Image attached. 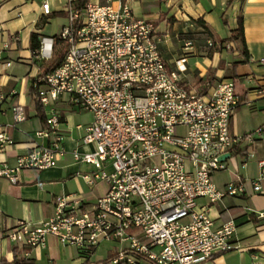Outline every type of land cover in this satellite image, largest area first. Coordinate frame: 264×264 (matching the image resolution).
I'll use <instances>...</instances> for the list:
<instances>
[{
    "label": "built area",
    "instance_id": "built-area-1",
    "mask_svg": "<svg viewBox=\"0 0 264 264\" xmlns=\"http://www.w3.org/2000/svg\"><path fill=\"white\" fill-rule=\"evenodd\" d=\"M130 1L88 2L79 8L78 0H67L68 24L59 35L65 58L33 85L47 115L45 129L35 137L53 141L34 146L16 168L0 164V178L12 184L25 170L57 167L66 156L58 108L66 99L93 116L82 141L94 151H75L73 158L95 166L97 171L83 178L90 185L105 182L107 192L91 209L82 197L58 196L52 217L38 224L20 221L5 236L28 249L45 248L50 237L87 253L104 242L126 245L109 264H212L239 247L233 243L235 222L216 229L210 208L245 196L248 187L264 195V160L258 162L256 179L238 178L223 191L213 175L240 156L246 167L264 126L232 134L231 119L240 105L236 81L207 79L200 88L190 83L186 64L195 42L184 41L181 58L169 64L157 26L137 18ZM42 11L51 14L48 0ZM54 47V38H43L37 55L50 62ZM205 47L234 49L211 39ZM259 63L264 65V59ZM258 94L264 97V89ZM5 100L0 92V106ZM13 118L15 124L24 122V108H13ZM0 145H13L5 132ZM258 217L264 219V213Z\"/></svg>",
    "mask_w": 264,
    "mask_h": 264
},
{
    "label": "crops",
    "instance_id": "crops-1",
    "mask_svg": "<svg viewBox=\"0 0 264 264\" xmlns=\"http://www.w3.org/2000/svg\"><path fill=\"white\" fill-rule=\"evenodd\" d=\"M46 0H0V92L6 100L0 106V133L5 132L13 145H0V164L16 168L18 159L26 156L36 145L48 146L52 138L35 137L45 129L41 115L46 112L37 106L33 85L50 62H44L31 51V36H52L55 40L68 24L67 0H48L51 14L43 15L42 3ZM105 0H88L103 3ZM137 18L154 23L162 39L161 50L165 59L175 65L183 54L184 41L193 40L196 45L188 56L186 67L190 83L200 88L207 80L219 83L235 80L240 105L231 119V133L246 135L264 126V97L258 94L264 89V0H131L129 2ZM240 19L244 25L245 56L241 44L234 49H223L209 56L205 47L207 39L215 43L228 41L238 29ZM205 23V28L198 21ZM58 21L59 31H52ZM50 38V37H49ZM60 46H56V50ZM12 62L7 68L6 63ZM202 80V81H199ZM198 81V83H197ZM24 108L26 120L15 124L13 108ZM62 113L60 132L65 158L55 168L44 171L25 170L19 175V183L12 184L0 178V262L12 263L15 251L20 257L34 264H102L115 258L126 245L118 241L102 243L92 252H81L75 247L62 246L50 237L45 248L28 249L7 239L5 232L18 222L38 224L52 217L58 196H78L92 208L97 199L108 190L105 182L90 185L83 178L97 171L93 165L78 163L75 151L91 153L94 146L82 139L84 128L93 121L90 113L70 106L66 99L58 103ZM255 158L242 166L244 156L228 161L226 171L217 172L212 181L218 190H225L228 183L242 179H256L260 170L258 162L264 160V132L250 147ZM201 206L207 204L200 201ZM264 195L256 194L250 187L243 197L227 198L210 208L216 229L229 221L236 224L233 243L239 248L217 256L212 264H264ZM115 256V257H114Z\"/></svg>",
    "mask_w": 264,
    "mask_h": 264
},
{
    "label": "trees",
    "instance_id": "trees-1",
    "mask_svg": "<svg viewBox=\"0 0 264 264\" xmlns=\"http://www.w3.org/2000/svg\"><path fill=\"white\" fill-rule=\"evenodd\" d=\"M87 3H88V0H78L76 6L79 7V8H82ZM197 23L199 25H201L203 28H205V23L203 21L200 20ZM228 42H231V43H234V44H238V45L241 44V50H242L243 54L245 56L247 55V53H246V44H245V39H244V25H243V20L242 19H240V21H239L238 29L233 32L232 38L230 40H228V41H222L220 44L222 46H224V44H227ZM41 43H42V38H39L38 35L33 34L31 36V51H32V53L34 55H37V53L40 51ZM60 45H62L61 49L59 47V49L56 50V46H60ZM222 50H223V48L213 47V48L208 50L209 51V56L213 55L216 52H220ZM65 54H66V47L63 45V43L59 39L55 40L53 60L50 61V65L46 69H44V66H41V70L43 71L42 76L46 75L49 72L54 71L56 68L61 66V64L63 63V60L65 58ZM199 81H202V80L199 79ZM33 96L36 99L37 106H42L40 101H39V99H38V94L34 92ZM41 117H42L43 122L45 123V121H46L45 115L42 114ZM20 253L21 252L18 251V250L15 251L14 260H13L12 263H8L6 260H2L0 262V264H34L30 260L21 258L20 257ZM112 259H113V257L109 258V260H107L106 262H104L102 264H109ZM138 259L142 260V257L139 256Z\"/></svg>",
    "mask_w": 264,
    "mask_h": 264
},
{
    "label": "rangeland",
    "instance_id": "rangeland-1",
    "mask_svg": "<svg viewBox=\"0 0 264 264\" xmlns=\"http://www.w3.org/2000/svg\"><path fill=\"white\" fill-rule=\"evenodd\" d=\"M54 30L57 31V32L59 31L58 21H57V23L54 24L53 27H52V31H54ZM48 37L52 38V36H48ZM60 49H61V47H60ZM197 83H198V81H197Z\"/></svg>",
    "mask_w": 264,
    "mask_h": 264
}]
</instances>
